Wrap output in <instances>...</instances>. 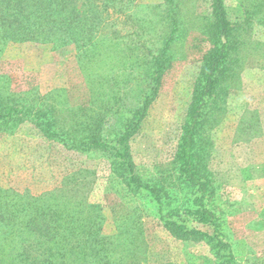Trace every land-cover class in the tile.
<instances>
[{
  "label": "trees",
  "instance_id": "obj_1",
  "mask_svg": "<svg viewBox=\"0 0 264 264\" xmlns=\"http://www.w3.org/2000/svg\"><path fill=\"white\" fill-rule=\"evenodd\" d=\"M240 1L242 17L232 21L225 0H209L206 14L198 12L197 0H0V55L10 44L51 51L73 46L88 94L72 105L66 89L16 92L0 73V133L13 135L28 123L66 151L105 161L126 199L113 210L114 233L107 235L103 213L89 200L94 170L79 169L39 195L0 186V264L146 263L148 209L181 243L185 264H195L185 249L199 243L213 264H264L241 258L252 256L244 242L231 243L208 170L210 131L222 120L229 93L240 89L246 62L256 60L264 70V42L244 38L254 24L264 29V0ZM191 35L205 49L196 60L177 145L168 170L143 179L130 141L166 77L187 62ZM257 117L254 110L242 113L239 141L253 137ZM112 122L118 128L107 131Z\"/></svg>",
  "mask_w": 264,
  "mask_h": 264
},
{
  "label": "rangeland",
  "instance_id": "obj_2",
  "mask_svg": "<svg viewBox=\"0 0 264 264\" xmlns=\"http://www.w3.org/2000/svg\"><path fill=\"white\" fill-rule=\"evenodd\" d=\"M163 1L139 0L149 5ZM225 4L230 19L240 20L241 1L225 0ZM196 5L199 13L206 14L209 0H197ZM192 38L193 35L189 37L191 50L187 62L166 77L138 134L130 141L134 162L143 179L168 170L175 151L199 67L196 60L205 49ZM244 38L264 42V29L254 24ZM74 56L73 46L51 51L44 45L10 44L0 55V73L8 76L13 91L34 88L43 95L54 89H66L69 102L80 105L87 101L88 94ZM241 81L240 89L229 93L222 120L210 131L212 149L208 170L215 187L213 202L226 214V232L231 243L237 246V242H244L251 249L252 256L245 257L246 253L241 257L244 260L255 257L264 261V70L256 60L246 62ZM245 110L256 111L258 122L253 137L239 141L236 127ZM105 128L113 131L118 125L112 122ZM33 130L24 123L13 135L0 133V186L39 195L58 187L66 176L79 169L94 170L96 184L89 200L104 215L103 232L113 234V210H118V205L126 199H122L123 191L111 182L107 163L97 157L66 151ZM147 212L143 224L149 254L148 261L142 264H185L181 243L162 231L153 210ZM185 250L196 259L195 264H213L205 244H193Z\"/></svg>",
  "mask_w": 264,
  "mask_h": 264
}]
</instances>
